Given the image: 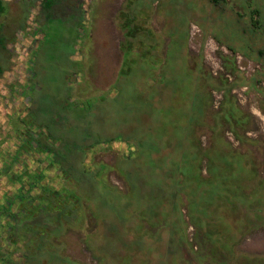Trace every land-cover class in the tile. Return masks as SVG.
Returning <instances> with one entry per match:
<instances>
[{
  "label": "rangeland",
  "instance_id": "obj_1",
  "mask_svg": "<svg viewBox=\"0 0 264 264\" xmlns=\"http://www.w3.org/2000/svg\"><path fill=\"white\" fill-rule=\"evenodd\" d=\"M3 1L7 69L28 11ZM32 1L27 117L67 138L60 209H77L21 229L26 263L264 264V0ZM111 140L129 150L83 161ZM237 156L249 173L217 198Z\"/></svg>",
  "mask_w": 264,
  "mask_h": 264
},
{
  "label": "flooded vegetation",
  "instance_id": "obj_2",
  "mask_svg": "<svg viewBox=\"0 0 264 264\" xmlns=\"http://www.w3.org/2000/svg\"><path fill=\"white\" fill-rule=\"evenodd\" d=\"M21 1L28 11V27L16 39L9 70L0 65V264H28L29 252H25L29 248L22 247L21 229L29 228L33 219L48 230L46 218L53 223L61 222L64 213L70 217L77 209L75 204L67 210L60 209L63 190L68 189L63 184V173L70 170L68 163L72 161L66 151L67 138L52 137L46 130L43 133L46 139L40 137L44 127L27 117L30 98L24 90L29 87L30 72L26 48L32 42L30 32L37 29V24L31 21L35 12L28 4L30 0ZM36 1L42 3L33 0L32 4ZM60 2L55 0L50 6L51 15ZM73 7L82 8V3L75 1ZM115 146L125 152L129 150L127 144L115 140L85 145L83 161L92 162L98 159V151Z\"/></svg>",
  "mask_w": 264,
  "mask_h": 264
},
{
  "label": "trees",
  "instance_id": "obj_3",
  "mask_svg": "<svg viewBox=\"0 0 264 264\" xmlns=\"http://www.w3.org/2000/svg\"><path fill=\"white\" fill-rule=\"evenodd\" d=\"M214 1H217V0H214ZM43 2H46L47 3V6L45 8L48 9L53 4L54 0L43 1ZM3 7H4L3 6V3L0 0V14L3 11ZM253 12L256 13L255 10H253ZM253 23H254V21H253ZM261 30L264 32V23L261 25ZM218 160H220V158ZM220 163H223V164H219V165H215L214 166L215 168L216 167H221L219 169V171H215V168H214V171L212 172V175H213V178H214V182L215 181H219L220 182V184H219V182L216 183V186L217 187L215 188V193L216 194H214V195L217 198H218V194H221V196L223 195V193L221 191V188H220V185L223 183L224 179H229V180L239 179V180H241L242 179V176H244V174H246V173L248 174L249 173V171L247 170V168H245L247 164L243 162V159L241 158V156L232 157V158H230L228 160L226 159L225 162L221 161ZM225 174H227V175H225ZM250 177H251V175H250ZM234 183L235 184L237 183V185H238L239 182H236V180H235ZM228 187H230V190L232 192H235L236 187H234V184L233 185H228ZM260 190H263L264 191V184H261ZM261 201H262V203L264 205V199L263 198H261Z\"/></svg>",
  "mask_w": 264,
  "mask_h": 264
}]
</instances>
